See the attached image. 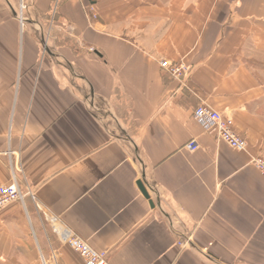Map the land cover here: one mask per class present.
Listing matches in <instances>:
<instances>
[{
  "label": "crops",
  "instance_id": "obj_1",
  "mask_svg": "<svg viewBox=\"0 0 264 264\" xmlns=\"http://www.w3.org/2000/svg\"><path fill=\"white\" fill-rule=\"evenodd\" d=\"M257 156L264 0H0V187L33 195L0 212V264H83L64 230L109 264H264Z\"/></svg>",
  "mask_w": 264,
  "mask_h": 264
},
{
  "label": "built area",
  "instance_id": "obj_2",
  "mask_svg": "<svg viewBox=\"0 0 264 264\" xmlns=\"http://www.w3.org/2000/svg\"><path fill=\"white\" fill-rule=\"evenodd\" d=\"M162 69H166L169 75L182 84L190 77L191 71L183 63L171 64L161 62ZM192 119L200 126L208 128L215 134L218 142L225 144L236 152H246L247 143L245 139L239 136L232 127L231 119L219 112L206 106H200L194 109ZM187 149L194 150V145L189 144ZM251 165L264 176V157L257 156L251 159ZM27 194L33 199L31 192L24 193L17 185L16 181L0 187V212L7 206L14 203H22ZM54 220H52L53 222ZM55 232V228H53ZM60 242L70 248L82 260L83 264H109L105 252L94 250L86 241L74 236L70 231L64 230L58 233Z\"/></svg>",
  "mask_w": 264,
  "mask_h": 264
},
{
  "label": "water",
  "instance_id": "obj_3",
  "mask_svg": "<svg viewBox=\"0 0 264 264\" xmlns=\"http://www.w3.org/2000/svg\"><path fill=\"white\" fill-rule=\"evenodd\" d=\"M137 186H138L139 191L143 195V197L149 201L150 207L153 208L154 204H153L152 201H150V196H149V194L147 192V189H146L144 183L142 181H139V182H137Z\"/></svg>",
  "mask_w": 264,
  "mask_h": 264
},
{
  "label": "rangeland",
  "instance_id": "obj_4",
  "mask_svg": "<svg viewBox=\"0 0 264 264\" xmlns=\"http://www.w3.org/2000/svg\"><path fill=\"white\" fill-rule=\"evenodd\" d=\"M9 206H10V205H9ZM9 206H7L6 208H8ZM6 208H5V209H6ZM5 209H4V210H5Z\"/></svg>",
  "mask_w": 264,
  "mask_h": 264
}]
</instances>
